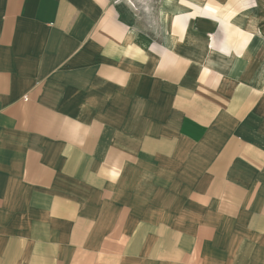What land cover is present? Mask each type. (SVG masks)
Returning <instances> with one entry per match:
<instances>
[{
    "label": "crops",
    "instance_id": "0c3cea01",
    "mask_svg": "<svg viewBox=\"0 0 264 264\" xmlns=\"http://www.w3.org/2000/svg\"><path fill=\"white\" fill-rule=\"evenodd\" d=\"M0 0V264H264V0Z\"/></svg>",
    "mask_w": 264,
    "mask_h": 264
},
{
    "label": "rangeland",
    "instance_id": "374dc122",
    "mask_svg": "<svg viewBox=\"0 0 264 264\" xmlns=\"http://www.w3.org/2000/svg\"><path fill=\"white\" fill-rule=\"evenodd\" d=\"M145 27L157 25L163 0H121Z\"/></svg>",
    "mask_w": 264,
    "mask_h": 264
}]
</instances>
